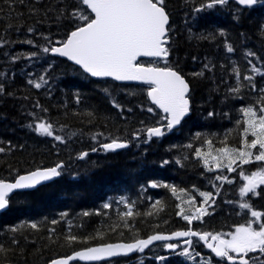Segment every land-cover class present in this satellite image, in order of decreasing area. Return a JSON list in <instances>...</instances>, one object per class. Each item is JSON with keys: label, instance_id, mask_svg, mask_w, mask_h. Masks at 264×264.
Returning <instances> with one entry per match:
<instances>
[{"label": "trees", "instance_id": "obj_1", "mask_svg": "<svg viewBox=\"0 0 264 264\" xmlns=\"http://www.w3.org/2000/svg\"><path fill=\"white\" fill-rule=\"evenodd\" d=\"M199 4L200 0H165L164 4L170 18L171 54L167 65L177 68L189 82L192 111L179 128L143 143V134L140 140L132 139L133 132L142 127L140 121L151 126L162 116L148 101L147 85L95 80L65 59L40 51V47L48 46L49 41L52 46L57 45L56 41L65 39L75 29L77 21L70 17L57 20L61 8L68 12L74 9L75 0H41L39 4H35V0H25L24 4L18 0L14 3L0 0V44L3 45L0 46V72L5 74L0 83L6 89L5 95L0 96V147L4 148L0 152V180H13L19 174L58 163L64 165L61 176L55 180L34 190L10 195V208L0 214V244L12 251L0 253V264H48L55 258L92 246L133 241L136 233L145 238L153 233L191 228L199 233L225 234L251 219L250 214L242 212L236 203H226L239 199L238 189L243 183L239 169L233 173H228L226 168L222 172L215 168L207 172L202 161L196 158L195 149L208 152L204 138L213 139L214 149L221 147L220 141L225 139L229 130H233L227 137L229 146L240 145L243 125L238 128L236 122L243 116L239 109L256 106L260 93L243 87L239 98H235L227 89L236 84L235 76L231 75L232 67L239 68L242 75H252L248 69L253 65L264 71V37L258 31L261 19L256 11L249 14L245 9V14L237 22L233 14L242 7L234 2L231 11L217 6L207 12H193V7ZM29 6L39 11L30 14ZM259 11L264 12V9ZM29 27L35 31L29 33ZM220 30L225 31L227 37L199 38L201 34ZM25 39H31L33 45L17 42ZM225 41L236 48L234 53L226 52ZM247 50L256 53L248 58L251 64L243 58V52ZM32 52H37L38 58L10 62L14 55ZM209 60L214 65L213 71H205L203 78L190 75L200 71ZM48 63H53V70L48 72L49 83L37 90L27 81L37 74H44ZM141 63L166 66L165 61L143 60ZM27 73L33 76L29 77ZM242 83L248 84L247 81ZM255 83L257 88L264 87V78L257 75ZM104 88H108L111 96L123 106L122 111L112 107L111 97L104 93ZM73 91L81 94L79 104L71 94ZM7 92L14 95L8 96ZM37 102L47 111L36 108ZM149 106L153 107L155 114L144 110ZM129 108L132 110L128 111ZM87 111H92L93 116L85 115ZM209 112L214 115L209 117ZM37 122L51 123L53 136L59 135L65 142L40 136L28 127ZM72 133L75 135L69 138ZM97 133L103 135L93 140ZM197 133L201 134L199 139L195 138ZM116 137L127 140L129 146L105 153L97 143L110 142ZM189 143L192 148L185 147ZM93 147L97 148L96 152L91 151ZM82 152L89 155L79 159ZM165 159L169 164L161 167ZM177 160H180L179 164ZM257 167L256 163L244 166L249 173ZM218 174L228 176L233 183L216 180ZM150 182L173 185L178 191L174 196L167 188L148 187ZM213 185L218 186V192ZM258 191L261 195H250L247 199L255 210L264 212V185ZM199 192H212L215 203L208 208L209 215L202 220H193L189 225L178 213L183 208L184 215H191L203 203ZM122 198L134 212L141 214L127 218L129 228L121 223L120 213L127 211L124 203H118ZM158 200L161 205L153 207ZM104 203L110 207L104 209ZM84 212L90 215H82ZM149 212L153 214L144 215ZM53 220L57 223L53 224ZM31 223H37L38 228L27 227ZM12 227H18V232L8 231ZM49 229L53 231L49 232ZM68 234L78 236L80 242L68 245ZM13 235L18 241L16 245L12 244ZM88 237L91 239L82 242ZM193 241L192 247L182 245L176 250L187 248L192 253L188 258L176 255L164 248L163 243H158L129 257L71 264H201L202 259L211 260V264H222L204 249L197 238ZM158 257L166 259L161 261ZM260 258L264 259V256Z\"/></svg>", "mask_w": 264, "mask_h": 264}, {"label": "snow or ice", "instance_id": "obj_2", "mask_svg": "<svg viewBox=\"0 0 264 264\" xmlns=\"http://www.w3.org/2000/svg\"><path fill=\"white\" fill-rule=\"evenodd\" d=\"M11 2L14 3L16 0H11ZM18 2L24 4L25 0H18ZM186 2H189V0H186ZM39 3H41V0H35V4ZM164 4L165 0H75V7L72 11L68 12L66 9L61 8L57 16V20L67 16L77 21L75 29L70 31L65 39L56 41L58 46H52L51 41H49L48 46L40 47V51L44 54L66 58L71 61L82 70V73L87 74L89 77L98 79L110 78L117 82H139L147 85L146 95L151 105H155V108L159 109L163 115L159 116L156 123L151 126L146 125L143 120L140 121L142 127L133 132L132 139L140 140L141 134H143L145 137L143 143H148L152 138L159 139L165 136L176 126L180 125L192 111L189 82L177 68L167 65V60L171 54L169 46L170 18ZM235 4L243 6V8L235 10L233 19L238 22L240 16L245 14V9L248 10L249 14L252 11H256L261 19L258 26L259 35L264 37V12L259 11V9H264V0H235ZM231 5L232 0H200L199 6L193 7V12H207L217 6L228 8L231 11ZM38 11L39 9L29 6L30 14L34 15ZM37 22L39 23L40 21ZM34 31L33 27L28 28L29 33ZM216 35L227 37V33L220 30L217 33H209L208 35L201 34L199 38L209 40L214 39ZM241 35L244 34L242 33ZM44 39L48 40L49 38L44 37ZM17 42L33 45L31 39ZM0 46L3 45L0 44ZM224 48L229 54L236 51V48L227 41L224 43ZM253 56H256V53L252 50L243 52V58L245 59ZM139 57L158 58L164 60L166 66L145 65L138 62ZM33 58H38L37 52L14 55L11 57L10 62L20 59L32 60ZM193 59L195 60L196 58L193 57ZM248 62L251 64V59H248ZM257 62H260L259 58H257ZM223 67L224 65L221 64V68ZM213 68L214 65L209 60L200 71L192 72L190 75L203 78L205 71H213ZM51 70H53V63H48L44 69V74H37L34 79H28V84L37 90L41 89L49 83L48 72ZM248 71L252 75H242L239 68L232 67L231 75L235 76L236 84L227 89V92L233 94L235 98H239L238 94L243 87H248L251 91L260 93L256 106L250 105L239 109L243 116L242 120H237L236 122L238 128L241 124L243 125L240 132V145L229 146L227 137L233 131L229 130L225 135V139L220 141L222 146L215 149L213 148V139L204 138L208 152L205 153L201 148H196L195 156L202 161L203 167L207 172L213 171L214 168L222 172L226 168L228 173H233L239 169V176L243 181V184L238 189L239 199L236 202L226 201V203H236L242 212L250 214L251 219L236 226L233 232L225 234L199 233L191 228L184 231H175L171 234H150L147 238H140L139 233H136L132 242L89 247L84 251H76L65 259L53 260L51 264H69L70 261L76 260L99 261L121 255L126 256L133 252L143 253L145 249L156 241L164 242L162 246L173 251L176 255L188 258L192 253L187 248H183L182 251H176L183 246L179 243H169V241L187 238L183 241V244L192 247L194 244L192 237H198V240L203 241L215 257L222 261L226 260L228 264H264V259L260 258L264 256V212L255 210L250 199H247L250 195L251 197L261 195L258 188L264 185V87L257 88L255 83L257 75L264 78V71L255 65ZM27 75L29 77L33 76L32 73H27ZM4 78L5 74L0 72V80ZM242 81H247L248 84L244 85ZM103 91L111 97L112 107L122 111L123 106L116 101L114 96H111L109 89L104 88ZM5 93V86L0 83V96H4ZM71 94L75 102L79 104L81 102L80 92L73 91ZM128 94L131 95L132 93L129 92ZM7 95L13 96L14 93L7 92ZM35 107L41 111H47L38 102ZM131 110L130 108L128 109V111ZM144 110L155 114V110L151 106ZM84 114L88 117L93 116L92 111H87ZM29 115H33L34 119L38 120V117H35L33 113H29ZM213 115V112L208 113L209 117ZM225 115L228 114L225 113ZM28 127L32 128L40 136L52 137L60 143L65 142L63 137L59 135L53 136V125L51 123L37 122L34 126L30 124ZM72 135H75V133L70 134L69 138ZM100 135L103 134L97 133L92 137L93 140H96V137ZM200 136L201 134L197 133L195 138L199 139ZM249 136L253 137V139L249 140ZM97 143H99V147L105 153L115 152L129 146L127 140H121L119 137L111 138L110 142L97 141ZM185 147L192 148V144L189 143ZM3 151L4 148L0 147V152ZM91 151L96 152L97 148L93 147ZM214 152L216 154H213ZM88 155V152H82L78 158L84 159ZM176 163L179 164L180 160H177ZM253 163L258 165L257 169L250 173L247 172L244 166ZM167 164H169V160L165 159L162 161L161 167ZM63 167V164H57L48 169L33 171L28 175L19 176L14 182L0 180V214H4L10 208V194L16 191L34 190L43 182L61 176ZM215 179L222 183H233L228 176L222 174L216 175ZM148 187L167 188L174 196L178 191L177 187L173 185L159 182H150ZM213 187L217 188L218 192V186L213 185ZM179 191L183 190L179 189ZM199 195L203 197V203L196 207L191 215H184L183 208L178 213V215H182V218L189 225L192 224L193 220H202L204 216L209 215L208 208L215 203L212 192H199ZM190 202L195 203V201ZM118 203H124V207L127 209V211L120 213V217L123 227L129 228L131 225L127 218H133L141 214L134 212L133 207L129 203H125L123 198ZM156 205H161V201H156L153 207ZM102 207L108 209L110 204L104 203ZM152 214L149 212L144 215ZM82 215L88 216L90 213L84 212ZM52 223L55 224L57 221L53 220ZM254 225H258V227H254ZM27 227L35 230L38 228V224L31 223ZM18 230V227L8 229L13 234L17 233ZM52 231L53 229H49V232ZM226 236H230V238H225ZM87 239H91V237L85 238L82 242L86 243ZM66 242L71 245L74 242H80V238L74 234H68ZM17 243L18 241L13 235L12 244L16 245ZM9 251H12V249L5 248L0 244V253L6 254ZM250 253H259L260 255L246 259L245 257H248ZM196 255H199V253H196ZM157 259L163 261L166 258L158 257ZM201 264H211V260L202 259Z\"/></svg>", "mask_w": 264, "mask_h": 264}, {"label": "water", "instance_id": "obj_3", "mask_svg": "<svg viewBox=\"0 0 264 264\" xmlns=\"http://www.w3.org/2000/svg\"><path fill=\"white\" fill-rule=\"evenodd\" d=\"M235 1V0H234ZM243 7V6H242ZM56 57H58V56H56ZM59 58H61V57H59ZM144 58H152V57H139L138 58V60L139 59H144ZM62 59H65V60H67L66 58H62ZM68 61V60H67ZM68 62H70V63H72L71 61H68ZM73 64V63H72ZM74 65V64H73ZM76 66V65H75ZM78 67V66H77ZM92 78V77H91ZM93 79H98V78H93ZM104 79H109V80H111L110 78H104ZM98 80H100V79H98ZM117 82V81H116ZM126 83H139V82H126ZM155 106V105H154ZM186 118V117H185ZM180 125H178V126H176L174 129H176V128H178ZM54 167V166H53ZM51 168V167H50ZM42 169H48V168H41V169H35V170H33V171H37V170H42ZM33 171H30V172H27V173H23V174H20V175H18L15 179H17L19 176H21V175H28V174H30L31 172H33ZM15 179L13 180V181H5V182H14L15 181ZM55 178H53L52 180H50V181H47V182H43L41 185H43V184H46V183H48V182H51V181H53ZM40 186V185H39ZM38 187V186H37ZM181 239H185V238H180V240ZM156 242H160V241H156ZM156 242H154V243H156ZM203 242V241H202ZM120 243H123V242H120ZM153 243V244H154ZM110 244H112V243H110ZM116 244V243H115ZM203 244H204V242H203ZM205 245V244H204ZM98 246H101V245H98ZM206 246V245H205ZM94 247H97V246H94ZM84 250H86V249H84ZM84 250H81V251H84ZM133 253H135V252H133ZM133 253H130V254H128L127 256H129V255H131V254H133ZM74 253H72L71 255H73ZM70 256V255H69ZM117 257V256H116ZM65 258H67V257H65ZM65 258H58V259H65ZM112 258V257H111ZM105 259H108V258H105ZM54 260H56V259H54ZM53 261V260H52ZM76 261H79V260H76ZM70 262H73V261H70ZM69 262V263H70ZM82 262H87V261H82ZM49 264H51V262L49 263Z\"/></svg>", "mask_w": 264, "mask_h": 264}, {"label": "rangeland", "instance_id": "obj_4", "mask_svg": "<svg viewBox=\"0 0 264 264\" xmlns=\"http://www.w3.org/2000/svg\"><path fill=\"white\" fill-rule=\"evenodd\" d=\"M254 227H258V225H254Z\"/></svg>", "mask_w": 264, "mask_h": 264}]
</instances>
